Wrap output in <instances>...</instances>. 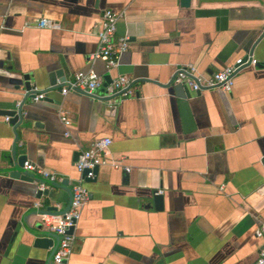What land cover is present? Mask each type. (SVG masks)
I'll list each match as a JSON object with an SVG mask.
<instances>
[{
    "label": "crops",
    "instance_id": "crops-1",
    "mask_svg": "<svg viewBox=\"0 0 264 264\" xmlns=\"http://www.w3.org/2000/svg\"><path fill=\"white\" fill-rule=\"evenodd\" d=\"M109 9L121 14L117 35L130 37L111 72L90 58ZM43 18L58 26H39ZM263 32L264 0H0V110L24 103L26 115L16 129L0 114V264H49L60 240L40 212L66 208L82 177L77 152L98 137L112 138L110 156L130 170L102 165L86 180L67 264H254L264 243L255 235L264 222V66L237 73L231 91L182 96L173 80L190 64L210 77ZM253 52L264 64V37ZM88 70L125 75L132 92L61 94L63 80ZM26 75L45 100L32 101ZM23 156L58 185L39 195L40 174L11 177ZM39 236L54 243L36 246Z\"/></svg>",
    "mask_w": 264,
    "mask_h": 264
},
{
    "label": "built area",
    "instance_id": "built-area-1",
    "mask_svg": "<svg viewBox=\"0 0 264 264\" xmlns=\"http://www.w3.org/2000/svg\"><path fill=\"white\" fill-rule=\"evenodd\" d=\"M121 19V14L113 10H105L102 13V26L98 32L99 48L91 54L90 58L95 60L100 58L105 61L108 72L116 69L119 65L120 58L124 52L130 47V37L127 35L118 36V22ZM41 27H57L52 20L41 19L39 21ZM259 60L254 54L249 53L241 56L235 62L228 64L223 69L216 71L210 77L201 76L197 68L193 65H186L177 68L174 76V84L184 85L185 88L199 92L203 89H221L231 91L234 85V77L237 73L245 68H256ZM106 80L103 76L94 70L78 71L74 74L71 80H65L59 84V90L62 95L69 93H81L94 96L99 88L104 87L108 96H123L126 97L132 90H126L132 83L129 77L118 75L111 79L105 85ZM47 90L34 88L30 92L32 101L38 102L47 98ZM60 116L66 128L72 124V120L67 112L60 111ZM7 121L10 116L6 117ZM66 135H70L69 129ZM113 143L110 137L95 138L91 147L81 150L75 166L81 173L82 177L71 184V205L64 213L45 212L40 214L42 224L51 232L60 237L59 245L53 256V264H67L74 248L75 235L71 229L75 228L82 214V210L89 201L90 192L85 182L87 179L96 178V169L102 165H112L114 167H124L122 158L115 159L110 155V147ZM25 170L35 172L43 176L48 182L40 184V189L45 191L51 186L50 182H57L58 175L55 172L39 168L33 162L26 160L24 162ZM127 171L129 167H124ZM161 193L157 191L156 194ZM36 207H42L40 202H37ZM255 235L264 242V222L255 230ZM254 264H264V243L260 250V254Z\"/></svg>",
    "mask_w": 264,
    "mask_h": 264
},
{
    "label": "water",
    "instance_id": "water-1",
    "mask_svg": "<svg viewBox=\"0 0 264 264\" xmlns=\"http://www.w3.org/2000/svg\"><path fill=\"white\" fill-rule=\"evenodd\" d=\"M190 4H191V0H181V5L183 7H189ZM263 37H264V32L260 36V38L257 40L255 46L258 44V42ZM255 46L252 48V51H251L252 54H254L253 51H254ZM263 66H264V64L262 62H259L258 65H257V67H263ZM25 78H26V89L29 91L28 93L30 95V92L32 90V87H31V84H30V77L28 75H26ZM63 81H65V80H63ZM110 81H111V79L108 78V76H106L105 85H107V83L110 82ZM176 87L179 88V90H181L182 96H185V86L180 84V85H177ZM132 88H133V84H131L126 90H124V92H126L127 90H132ZM23 105H24V103L17 110H0V114L5 115V116H10L9 122L16 129L19 128L24 123V120L26 118V115L24 113L25 108H24ZM80 154H81V151H78L77 152V159H78ZM25 161H26V157L25 156L21 157L18 162H19V165L22 167V170H19V169L12 170L10 172V176L11 177H15V178H22V179L28 180V181H34L35 178H36L35 174L33 172H31V171L23 170ZM263 163H264V158H263ZM98 168L96 169V174H97ZM94 179H87V181H91V180H94ZM36 180H39L40 183L48 182L46 179L44 180V179H41V178H38ZM50 184H53L54 186L58 185V183H56V182H50ZM69 191H70V194H71V189L70 188H69ZM44 192L47 193L48 190L47 191H43V190L39 189V191H38L39 195H41ZM71 199H72V196H71L70 201H69L68 205L66 206V208L64 210H62L61 212H59V213H64L70 208ZM154 200H155V203L157 204L158 208L162 209V207H163V196L160 195V194H156L155 193ZM56 209H57L56 207H52V208H49V210H46V211L42 210L40 212V214L45 213V212H53V210L57 211ZM74 229L75 228L71 229V232H74ZM54 237L58 238V241L60 240L59 236L54 235ZM52 243H54V239H50V238L42 237V236L37 237L36 240H35L36 246L44 247V248H48L50 246V244H52ZM55 252H56V249L53 251L51 257L49 258V264H53V256H54Z\"/></svg>",
    "mask_w": 264,
    "mask_h": 264
}]
</instances>
